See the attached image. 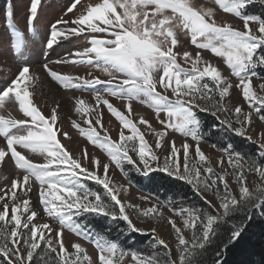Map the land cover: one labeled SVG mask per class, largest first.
I'll return each mask as SVG.
<instances>
[{
    "label": "snow or ice",
    "instance_id": "snow-or-ice-1",
    "mask_svg": "<svg viewBox=\"0 0 264 264\" xmlns=\"http://www.w3.org/2000/svg\"><path fill=\"white\" fill-rule=\"evenodd\" d=\"M215 3L240 25L218 22L214 9L198 5L197 0H95L87 6L70 0L62 14L49 21L46 52L73 38L87 41L81 51L49 60L42 70L66 90L72 110L88 125L71 119L72 127L106 153L108 162L86 147L73 151L58 139V132L68 136L60 127L62 105L56 101L47 114L43 105L38 106L41 77L28 62V40L13 23V8L6 10L17 66L0 83V264H33L34 257L35 264H202L213 245L220 247L213 264H222L225 250L240 243L253 216L264 218V131L258 136L254 131L255 118L264 122V0ZM42 12V0H30L27 26L33 38ZM188 36L197 51H174ZM200 50L221 58L230 75ZM69 64L93 71L85 76L57 70ZM111 97L121 101L128 113L114 106ZM134 100L154 110L157 127L143 117L139 122L131 118ZM104 107L122 126L119 140L108 136L101 123ZM10 108H18L22 116L17 118ZM201 113L211 117L207 131ZM138 124L147 127L141 131ZM96 126L104 129L103 136ZM175 133L194 143L184 139L177 146ZM232 137L247 140L256 152L236 150ZM211 138L217 140L211 148L219 153L215 165L201 146ZM41 158L43 162H37ZM112 164L129 185H133L130 172L149 181L163 173L165 179L190 186L208 207L172 196L161 200L142 195L147 207L127 203L120 196L127 188L109 178ZM250 174L258 182L253 184ZM85 181L102 186L103 193ZM237 215L241 219H234ZM43 217L47 220L40 222ZM91 217H106L117 225L123 221L125 227H117L118 232L151 239L146 249H126L107 232H96L88 222ZM135 221L170 225L175 258L155 226L146 229ZM65 229L94 244L98 259L79 241L66 246ZM160 246L164 251L157 250Z\"/></svg>",
    "mask_w": 264,
    "mask_h": 264
},
{
    "label": "rangeland",
    "instance_id": "rangeland-1",
    "mask_svg": "<svg viewBox=\"0 0 264 264\" xmlns=\"http://www.w3.org/2000/svg\"><path fill=\"white\" fill-rule=\"evenodd\" d=\"M69 2H70V0H42L43 12H42V16H41V24L39 26V31L37 34L38 36L36 38H29L28 32L26 30L28 8L30 7V0H18L17 4H14V7H13L12 3H10V5L8 4V6H3L0 8V83H3L8 77H10L12 71L17 66V64H16V53L11 50V48H10V45H11L10 37L6 33V31H7V28L5 27V25H6V19H5L6 10L13 8V10H14L13 22L16 26L20 27L23 30L25 37L28 40V47L25 50L28 62L33 67H36V66L42 65L45 62L43 44H44V41L48 35L49 21H53L55 18H57L59 15H61L62 10L64 8V5L68 4ZM93 2H95V0H81V3L84 4L85 6H87V4L93 3ZM197 3H198V5L203 6L205 8L212 7L215 11V16H216L218 22H229V23L236 24L237 26H239L241 23L238 21L237 18H232V14L224 13L223 10L219 8V5L215 3V0H197ZM260 10H261L260 6L256 5L255 11L259 12ZM65 42H66L65 43L66 44L65 45L66 53L72 52L75 50L81 51L83 49V47L87 45V41H85L83 39L77 40V39L73 38V39L67 40ZM173 50L174 51H180L181 54L183 51H191L193 53H195L197 51L195 45L191 44L190 36L182 37L181 43L178 44ZM200 51H201L202 56H204L207 59H210V61L214 65L220 67L223 74L230 75V69H228L227 66L223 64L221 58L214 57L210 52H208L206 50H200ZM178 60H179V57H178ZM188 66L190 67V65H188ZM71 68H73V70L76 73H78L79 75H87L88 71H93L92 69H89L87 66L80 65V64H76L75 66H72ZM94 74L100 76L101 78H106L98 70H94ZM262 74H264V73H262ZM233 80L235 81V78H233ZM235 82H238V81H235ZM254 87L258 88V85H256L254 83ZM158 90L162 91V89H160L159 87H158ZM236 98L237 97H235V96L233 97L234 100ZM111 99H113V101L115 102L114 103L115 106H117L121 111H124L126 114L128 113L127 108L122 107L121 101H119L115 97H111ZM239 99L242 100V94L239 95ZM131 108H132L131 118L135 122H139L140 118L143 117L145 119H148L149 123L153 124L154 127H157L158 121H155V112L153 109H150L146 104H142L136 100L132 101ZM10 111H12L13 115L17 116V118L22 116V114L19 113L16 109L10 108ZM161 115L163 116V114H161ZM68 119L70 120V122H71V119H77L78 122H81V121H79V119L76 115L68 116ZM102 122L109 124L107 126L108 136H110L112 139L119 140V132H120L122 126L120 125V122L116 119V117L113 116L112 114L110 115V113H106L105 119L103 118ZM262 125H264V122L259 121L258 117L255 118V120H254V131H255L257 136L259 135V133L261 131H264V127H262ZM138 126L140 127L141 131H144L145 128L147 127L146 125H139V124H138ZM60 127H61L63 132L68 133V136L67 137H61L58 139H61L62 143H67V146L70 149L75 151L76 147L73 146L75 144L80 145V146H78L79 149L86 147L87 150L90 153L95 154L98 159H101L103 162H108L109 158L107 157V154L104 153L99 147L93 145L90 141H88L86 137L81 136L78 129H76L74 132L73 129L71 128L70 123L63 121V123L60 125ZM82 127H87V125H84ZM96 130L98 132H100L101 136H103L105 134L104 129L100 126H96ZM157 130H162V127H158ZM168 131L171 132L170 129ZM124 132L126 135L130 134V131L128 129H124ZM58 136L59 137L61 136L60 132H58ZM145 138L148 139L150 143L154 144L153 137L150 134H146ZM175 139H176L177 146H179L183 142L184 139H188L189 142H191L190 137L184 138L179 133H175ZM232 139H234L236 141V140H238V137H232ZM241 140H243V139H241ZM243 141L245 142L244 146H247V148H249V150L246 151V153L254 154L256 152V146L251 144L247 140H243ZM191 143H194V142H191ZM213 143H217V140L215 138H211L206 142L202 141L201 146H202V150L205 152V155L207 157H209L212 160L213 165H215L216 160L219 158V153L215 149L211 148V144H213ZM226 143H227V141H224L221 144H219L218 147H223ZM238 147L241 148L240 146H238ZM77 151H78V148H77ZM41 160H42V158L37 162H43ZM130 174H132L134 176H139L135 172H130ZM153 175H157V174L153 173ZM158 175L164 176L165 174L159 173ZM253 177H254V174H250V179H252ZM109 178L117 186L123 185L125 188H127L126 193L123 190H121V192H120V196H121L122 200L127 202V203L140 204L142 207H147L150 205L146 201H142L140 199V197L142 195H151L152 197H159L161 200H165L169 196H172L171 193L166 194V192L161 191V190H155L154 192H150L149 190H147V188L144 189L143 187H139L138 185H136L134 183H133L134 186L129 185L127 183V179L123 176V173L119 169H116L114 164L110 165ZM143 178H145V177H143ZM167 179H170L172 181L171 177H169ZM258 179H259L258 177H255L254 179H252V183L254 184L255 182H258ZM229 180L231 182V178H229ZM85 182L94 191H97L101 194L103 193L104 189L102 186L95 184L92 181H85ZM181 183H183V182H181ZM190 189H191V187H190ZM236 190H238V189H236ZM191 191H192V189H191ZM34 199L37 200V203H38V199L35 197V195H34ZM186 201H188L189 203L199 205L201 207H205V208L208 207V205H206L204 203V201L200 200L199 197H197L195 195V193L192 194L191 197L188 198ZM209 210L211 211V209H209ZM41 215L43 216V213H41ZM46 220H47V218L43 217V219L40 222H45ZM95 220H98L99 222L102 221L109 228L116 227V229H115L116 232H118L117 227H119V228L125 227V225H122L121 223H119L118 225L114 224V223L110 224L109 219L106 217L105 218L91 217V218H89L88 221H93L92 226L94 229H95ZM120 222H122V221H120ZM135 222L138 224V226H142L146 229L155 226L157 228V231L160 234L161 238H164L169 242L170 247L173 249V254H174V258H175V236L171 232L170 225H168L164 221H159V222L145 221L143 224H141L139 221H135ZM249 231L256 232L257 229L256 228L254 229L253 227H251L249 229ZM96 232H98V231L96 230ZM118 234L121 235L120 232H118ZM150 238H151V236H150ZM62 239L65 241L66 246L69 242L74 243V242L79 241L85 247L86 252L90 256H93L94 258L98 259V252L95 249L94 244H91L89 241H86L83 238L77 237L74 233H71L66 229L64 230V233L62 235ZM161 247L163 248V246H161ZM42 249H43V244L41 245V249H39L38 252H40ZM35 259L36 258L34 257L33 264H35ZM125 259H126V261L128 260L127 257Z\"/></svg>",
    "mask_w": 264,
    "mask_h": 264
},
{
    "label": "trees",
    "instance_id": "trees-1",
    "mask_svg": "<svg viewBox=\"0 0 264 264\" xmlns=\"http://www.w3.org/2000/svg\"><path fill=\"white\" fill-rule=\"evenodd\" d=\"M200 116L204 123V130L207 131L208 122L211 117L205 113H201ZM231 142L238 151L246 152L249 150L247 146H244L245 142L241 140V138H238L236 141L232 139ZM129 175L134 184L143 187L144 189L147 188L150 192L161 190L166 192V194L171 193L174 199L183 198L185 200L194 194L193 191H191L190 186L181 182H173L170 179H165L162 175H159L161 177L160 179L152 181L140 176ZM234 219L239 220L241 217L237 215ZM88 222L93 225V221ZM119 223L125 225V222L123 221ZM251 227L254 229L256 228L257 231H249ZM115 229L116 227L109 228L102 221L99 222L98 220H95V230L101 234L107 232L111 239H119L120 243L126 249H146L147 242L151 239L149 235H141L137 233L129 235L120 233L121 235H119ZM157 250L164 251L161 246ZM219 250L220 247L217 245L209 246L205 255L202 257V264H213L215 259H217L215 253ZM222 264H264V218L256 215L253 216L252 220L246 225V233L243 235L240 243L235 246H229V248L225 250L222 257Z\"/></svg>",
    "mask_w": 264,
    "mask_h": 264
},
{
    "label": "bare ground",
    "instance_id": "bare-ground-1",
    "mask_svg": "<svg viewBox=\"0 0 264 264\" xmlns=\"http://www.w3.org/2000/svg\"><path fill=\"white\" fill-rule=\"evenodd\" d=\"M10 2L12 3V5L14 7V4H17L18 0H0V8L3 7L4 5L8 6V4ZM65 43L66 42L63 41L59 47H56L51 52L45 51L44 52V59H45L44 63H46L49 60L59 59L61 56H63L66 53V51H65V45L66 44ZM76 51L77 50L72 51V52L75 53ZM78 51H80V50H78ZM73 59H76V57L73 56ZM42 65L34 67L35 70L37 71L38 75H40V77H41L40 82H39V88H38L39 95L37 97L36 102H37L38 106L43 105L41 110L47 114L48 108L50 106H54V103L56 101H59L62 105L61 111H62V114L64 117L63 121H66V122L71 124L70 120L68 119V116H72V115H76V114L72 110V102L69 99L68 93L66 92V90L61 88L55 81L51 80V78L49 76H47V74L42 70ZM75 65L76 64L57 66V70H60L61 72L69 73L72 75H79L78 73H76L73 70V68H71L72 66H75ZM110 102H112L113 105L115 106V104H114L115 102L113 101V99L110 98ZM16 110L18 111V108H16ZM103 113H104L103 118L105 119L106 113H109V112H107L106 107H104ZM110 115H111V113H110ZM80 123H81V126L87 125L83 121H81ZM101 123L104 126V128H107V126L109 125V124L104 123L102 121H101ZM71 128L75 132L76 128L72 127V125H71ZM58 138H61V136L60 137L58 136ZM73 146L76 147L75 151H77V148L79 150L78 146H80V145L75 144ZM5 174H8V173L6 172Z\"/></svg>",
    "mask_w": 264,
    "mask_h": 264
}]
</instances>
